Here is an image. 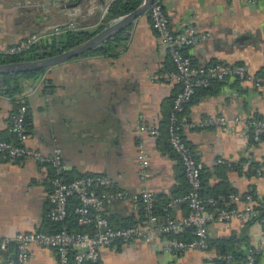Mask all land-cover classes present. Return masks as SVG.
<instances>
[{
	"label": "crops",
	"instance_id": "1",
	"mask_svg": "<svg viewBox=\"0 0 264 264\" xmlns=\"http://www.w3.org/2000/svg\"><path fill=\"white\" fill-rule=\"evenodd\" d=\"M107 2L0 0V48L17 44L33 33L50 34L73 18L82 29H94L105 20L106 26L114 23L121 16L110 19ZM163 3L176 33L189 23L211 33L207 40L184 48L195 63H244L251 72L264 73V0ZM66 4L74 7L73 14L62 10ZM117 33L120 36L113 54L78 55L48 66L40 77L15 79L22 84L21 92L0 93V137L13 138L12 117L23 97L29 105L27 144L45 153L61 147L65 177L105 173L114 187L140 191L150 185L161 200H167L188 188L181 160L167 144L170 111L181 83L166 78L175 64L167 46L159 43L148 10ZM5 83V74L0 75V89ZM210 114L240 119L222 126H198ZM182 117L185 138L204 163L203 194L236 192L243 196L252 192L263 199L264 135L255 141L249 122L264 118V86L255 87L237 78L214 82L209 88L198 89ZM141 123L159 126L160 133L140 132ZM141 138L151 157L145 178L140 176L137 157ZM55 173L53 166L31 157L7 161L0 156L1 234L49 231ZM242 202L241 198L236 204L242 206ZM104 211L113 224L141 218V208L132 200L109 201ZM187 212L185 204L172 209L178 216ZM262 228L256 221L238 217L211 221L212 245L208 250L167 252L163 234L151 241L107 244L100 247L101 264H220L213 258L219 248L241 251L249 246L260 249L256 264H264ZM183 233L179 230L175 235ZM14 257V247L0 249V264H11ZM31 263L58 264L56 249L33 244Z\"/></svg>",
	"mask_w": 264,
	"mask_h": 264
},
{
	"label": "built area",
	"instance_id": "2",
	"mask_svg": "<svg viewBox=\"0 0 264 264\" xmlns=\"http://www.w3.org/2000/svg\"><path fill=\"white\" fill-rule=\"evenodd\" d=\"M74 0H68L71 2ZM113 0H108L110 6ZM255 2L257 0H250ZM62 10L73 14L74 7L63 5ZM149 16L152 26L157 32L159 43L169 49L175 67L170 70L167 80H176L181 88L176 93L170 111L168 136L175 152L178 154L188 188L177 194L164 205V212L156 211V193L150 185L140 191H131L113 186V181L105 173H91L74 177L63 178L61 175L53 177L54 190L50 197L48 217L61 227L54 231L44 229L18 230L13 234L0 233V249H15V257L11 264H32L31 247L33 244L56 249L58 264H101L100 247L118 242H131L137 239L151 241L156 235L166 237L165 251H185L189 248L208 250L211 247L208 224L211 221H230L233 218H242L256 221L264 226V198L258 199L254 193L248 192L241 196L236 192L219 196H204L201 193L203 183L204 163L199 160L184 135L183 113L199 88L209 87L213 81L237 78L250 82L255 87L264 86V73H254L244 63L216 61L209 64L195 63L193 58L184 51L186 46L201 43L212 35L200 31L193 23L176 33L170 25V17L163 0H154L150 5ZM78 29L74 18L63 26H56L50 34L33 33L17 44L7 46L0 52L18 53L41 39L53 33H62L67 30ZM19 100L13 114L10 129L15 136L12 139L0 137V156L7 161H17L26 157L36 159L42 164L53 166L57 171L65 168L62 148L57 147L50 153L27 144L30 136L26 127V118L29 110L28 103L23 97ZM240 117L230 118L225 114H210L198 123V126H222L235 122ZM252 138L255 141L264 135V118L250 119ZM140 132L144 134L160 133L157 125L141 123ZM137 157L141 165L140 176L148 175L151 164L150 153L141 138L138 143ZM220 161H223L220 159ZM232 166L231 162L227 163ZM77 197L79 203L75 207L77 223L80 230H71L65 220L69 214L70 199ZM243 199L242 206L237 201ZM113 200H132L138 202L143 216L135 223L115 226L106 216L104 206ZM178 204H185L188 212L178 216L172 213V208ZM190 229L191 238H181L174 233L179 230ZM263 228L260 232H263ZM258 247L250 246L245 250V257L237 260L232 252L217 250L214 260L220 264H256Z\"/></svg>",
	"mask_w": 264,
	"mask_h": 264
},
{
	"label": "trees",
	"instance_id": "3",
	"mask_svg": "<svg viewBox=\"0 0 264 264\" xmlns=\"http://www.w3.org/2000/svg\"><path fill=\"white\" fill-rule=\"evenodd\" d=\"M142 2H143V0H113L109 6V17H110V19H112V18H117V17L123 16V15L135 10L136 8H138ZM107 22L108 21L105 20L102 24H100L98 27H96L94 29L78 28V29H73V30H67V31L62 32L60 34H52L48 37L41 39V41L33 44L29 48H27L21 52H18V53L0 52V64L6 63V62H12V61L36 59V58H40V57L49 55L51 53H57V52H60L64 49L71 48V47L89 39L90 37H92L98 31L103 29L106 26ZM119 36L120 35L117 33V35L110 37L102 45L95 47L93 49H90V50L82 53L81 55L113 54L112 52H114L116 50L117 38H119ZM46 69H47V67H42V68L28 70V71L6 73L5 74L6 83H5V86L0 89V93H6L8 95H15L16 93L21 92L22 88H23L22 84L19 83L18 80H15V79H19L22 76H26L29 78L40 77ZM219 81H222V80H219ZM214 82H217V81H213L212 84ZM209 87H202V88H209ZM193 97H192V99H193ZM192 99H191V101H192ZM167 128H168V125H167ZM11 133H12V131H11ZM11 135L13 138L15 137L13 135V133ZM10 137L11 136L2 137V138L12 139ZM167 139H168L167 144L171 145L170 141H169V137ZM230 167H232V166H230ZM64 174L65 173L63 171H57V170L55 173V175H61L63 178H66V179H72L73 178V177L69 178L68 176L65 177ZM84 175H87V174H84ZM202 175H203V173H202ZM203 182H204V179H203ZM202 186H203V183H202ZM201 193H202V195H204L202 188H201ZM228 193H230V192H223V193H220V194L214 195V196H219L221 194H228ZM204 196H213V195H204ZM169 199L161 200L159 198V196L156 195V205H157L156 211L159 213H163L164 212V205L169 201ZM78 203H79V200L77 197L74 196L70 199L69 214L65 220V223H66L67 227L71 230L82 229V227L80 225H78V223H77V214L75 212V207ZM142 216H143V212L141 210V218H142ZM48 220L51 223V228L49 229V231H54V230H57L61 227V223H57L55 221H52L49 217H48ZM135 222L136 221L124 222V223H118V224L117 223L113 224L112 222L111 223L115 226H124V225L132 224ZM184 232H186V233H183L184 236H179V237H183V238L184 237L185 238L186 237L187 238L192 237L189 228L185 229ZM174 235H175V233H174ZM211 245H212V243H211ZM246 249L247 248H245L244 250L238 251V250H228V249H224L222 247L219 248L220 251L234 253L237 260L244 259ZM258 254L259 253H257V257H258Z\"/></svg>",
	"mask_w": 264,
	"mask_h": 264
},
{
	"label": "water",
	"instance_id": "4",
	"mask_svg": "<svg viewBox=\"0 0 264 264\" xmlns=\"http://www.w3.org/2000/svg\"><path fill=\"white\" fill-rule=\"evenodd\" d=\"M154 0H143L141 5L135 10L121 16L114 23H111L98 31L89 39L71 47L64 49L57 53H51L49 55L31 59V60H20L12 61L0 64V75L6 73L22 72L42 67H48L72 57L81 55L82 53L102 45L107 39L114 36L117 32L127 27L133 20L141 13L147 11Z\"/></svg>",
	"mask_w": 264,
	"mask_h": 264
}]
</instances>
